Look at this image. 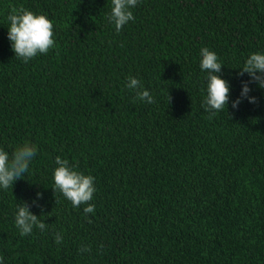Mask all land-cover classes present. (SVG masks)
Listing matches in <instances>:
<instances>
[{
	"label": "trees",
	"instance_id": "16d2710c",
	"mask_svg": "<svg viewBox=\"0 0 264 264\" xmlns=\"http://www.w3.org/2000/svg\"><path fill=\"white\" fill-rule=\"evenodd\" d=\"M21 5L53 23L55 47L28 63L7 38ZM110 7L0 0V148H38L28 174L0 190L3 264H264V90L249 84L257 103L231 107L250 79L238 75L245 59L264 53V0H138L119 32ZM202 47L230 86L212 119ZM129 76L156 103L134 100ZM57 156L95 178L93 213L53 192ZM20 202L46 231L20 236Z\"/></svg>",
	"mask_w": 264,
	"mask_h": 264
},
{
	"label": "clouds",
	"instance_id": "9594fccd",
	"mask_svg": "<svg viewBox=\"0 0 264 264\" xmlns=\"http://www.w3.org/2000/svg\"><path fill=\"white\" fill-rule=\"evenodd\" d=\"M138 0H111L110 12L106 14V20L114 25L115 31H121L122 27L134 19L132 8H135ZM8 28L7 38L10 41L11 49L15 57L24 63H28L37 55H46L50 49L55 47L53 23L43 14H36L26 9L23 5L11 6L7 15ZM199 67L206 74L205 95L202 98L201 107L209 113L212 119L217 113L226 111L229 104L230 86L221 78L219 73L223 67L219 62L217 54L207 47L200 49ZM247 74L250 79L241 81V92L231 102V107L237 109L242 100L251 104L257 103L254 96L249 93L252 90L249 84H255L259 89L264 90V53L255 52L249 54L245 59L243 67L239 69L238 75ZM134 93V100L143 101L147 104H154V96L143 87L138 78L127 77L125 85ZM171 96H167V103L171 102ZM38 148L35 144L25 140L17 144L12 152L0 148V190L12 189L17 180L23 179L29 172V167ZM56 167L52 172L54 182L53 192L60 193L66 200L70 201L73 207H83L84 213H93L95 205L90 203L96 191L94 186L95 178L86 175L72 166L67 159L60 156L55 158ZM42 194L36 193V200L31 203L37 205V200ZM56 202V201H55ZM30 211L27 202H20L15 206L14 224L19 230L20 236L31 235L34 229L44 232L48 224ZM91 221H89L90 223ZM56 244L62 243L63 237L60 232L54 233ZM90 247L82 246L79 251L88 252ZM0 264H3V257L0 256Z\"/></svg>",
	"mask_w": 264,
	"mask_h": 264
}]
</instances>
